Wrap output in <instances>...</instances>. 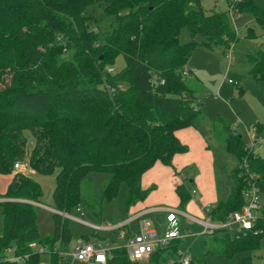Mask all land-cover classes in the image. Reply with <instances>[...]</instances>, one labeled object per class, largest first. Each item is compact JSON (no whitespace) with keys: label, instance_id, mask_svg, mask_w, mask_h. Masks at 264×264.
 Listing matches in <instances>:
<instances>
[{"label":"trees","instance_id":"1","mask_svg":"<svg viewBox=\"0 0 264 264\" xmlns=\"http://www.w3.org/2000/svg\"><path fill=\"white\" fill-rule=\"evenodd\" d=\"M227 4L230 12H248L264 24V8L251 0ZM92 5L101 6L110 20L102 43L94 41L92 24L82 23L80 16ZM21 23L27 31L19 29ZM181 28L188 30L190 42H179ZM8 35L22 40L30 55L24 64L8 66L7 81L0 76V175L10 176L0 195V264H37L43 253L48 264H68L70 220L58 213L71 215L80 207L99 220L102 202L114 200L120 185L125 187L127 216L131 207L143 202L154 187L142 189V175L155 163L171 167V158L187 151L174 133L203 121L194 90L185 81L191 75L185 69L189 54L197 44L227 50L236 36L226 12L204 13L197 0H0V38ZM62 48L70 51L66 61L57 59ZM117 56L124 67L108 73L104 66ZM249 62V75L264 82V53L256 52ZM217 123L237 168L229 174L233 187L207 216L223 222L228 213L240 210L243 162L255 176L262 202L251 230L232 234L218 230L203 242L205 256L230 259L257 250L264 235V159L246 149L226 124ZM216 125L210 124L212 132ZM24 131L33 139L29 153ZM23 163L34 173L54 174L51 198L57 213L51 217V235L44 238L36 227L39 186L13 170L14 164ZM92 173L107 175L101 199L93 195ZM174 193L177 208L183 211L192 199L187 183L182 181ZM80 239L106 243L94 233ZM180 243L173 240L155 249L148 262L159 264L173 257L170 264H179ZM8 251L12 261L7 260ZM104 264L144 263L130 262L123 247H113ZM189 264L204 263L190 257ZM241 264L250 262L245 258Z\"/></svg>","mask_w":264,"mask_h":264},{"label":"rangeland","instance_id":"2","mask_svg":"<svg viewBox=\"0 0 264 264\" xmlns=\"http://www.w3.org/2000/svg\"><path fill=\"white\" fill-rule=\"evenodd\" d=\"M201 10L204 13L226 12L229 28L234 32L236 41L229 46V49L223 50L221 47L204 48L199 44L195 45L189 54L185 69L191 71V75L185 77L186 83L194 90L195 97L199 102L200 113L203 121L196 124V131L200 139L205 144L206 151L211 156V175L213 176L214 189L216 194V203L225 199L233 182L229 178L230 172L234 171L237 166L236 159L226 152L221 141L222 130L220 125L226 124L230 130L240 137L242 145L252 151L257 157L264 159V82L256 81L249 75L251 68L249 57L256 52L264 53V24H259L248 12L235 14L229 11L227 0H197ZM238 0H232L236 3ZM253 5L258 8H264V0H251ZM82 23H91L90 26L94 36V41L102 43V38L110 31V20L103 13L99 5H92L80 13ZM22 32L27 31L26 27L19 24ZM5 33V32H4ZM17 38V39H16ZM178 40L181 44L188 43L191 40L190 34L186 28H181L178 33ZM196 43L201 40L194 37ZM30 53L27 52L22 40L17 36L14 38H0V76L8 80L10 72L8 66L24 64V59ZM70 51L65 48L57 56L59 61L69 59ZM102 57L99 55L98 60ZM124 67L121 56L115 57L109 64L104 66L108 73H115ZM123 87V84H118ZM217 124L215 131L212 132L210 124ZM219 125V126H218ZM26 139L25 151L29 153L33 147V139L27 131H24ZM253 140L254 146H250ZM199 164L191 163L181 171V175L186 180L189 192H194L192 199L197 202L198 187L191 185L188 181L195 175L199 174L206 168L200 160ZM26 160H24L25 162ZM35 182L41 191L39 205H36V227L40 237L44 238L52 233V214L53 201L51 198L54 187V174L41 175L29 170L25 163L19 164V172ZM207 178V177H206ZM107 179V175L92 173L89 180L92 183L93 195L96 199H101L102 186ZM10 183L9 175H0V195H3ZM125 187L120 185L117 196L112 201L102 202V213L100 219H94L88 212L83 210L82 215L74 211L72 216L77 217L86 224L104 226H116L117 223L126 219L127 214L124 206ZM215 203V204H216ZM175 209L178 210L177 207ZM152 220V221H151ZM160 223L161 229L164 226V216L155 214L149 221L154 228L156 221ZM2 227V216L0 214V230ZM197 234L201 228L192 222H180L181 232L186 231ZM134 225L130 226V232H133ZM232 229L236 230L235 226ZM70 242L65 251L68 264H86L72 262L70 254L72 253L75 242L81 236L91 237L94 233L85 224H80L70 220ZM161 233V232H160ZM159 233V234H160ZM97 237L102 238L110 247H121L124 239L119 238V230L95 233ZM208 239V235L200 234L198 237H186L181 240L179 253L181 256L192 257L204 264H241L242 260L247 258L250 264H264V235L259 240V248L255 251L242 252L228 259L222 255L205 256L203 242ZM7 260L12 261L11 251L7 252ZM48 255L46 253L39 255L37 264H48ZM174 260L173 257H166L159 264H168ZM142 263V262H141ZM144 264H155L146 260Z\"/></svg>","mask_w":264,"mask_h":264},{"label":"built area","instance_id":"3","mask_svg":"<svg viewBox=\"0 0 264 264\" xmlns=\"http://www.w3.org/2000/svg\"><path fill=\"white\" fill-rule=\"evenodd\" d=\"M250 146H254L253 140L250 141ZM240 168L242 170H240L241 172L239 175L243 177L245 182V187L241 190L243 204L239 211L228 213L223 222L210 220L207 216V213L210 211L208 208L203 209V215L200 219H190L180 210L168 209L166 210L164 217V226L159 234L153 227L152 223L147 218L143 217L142 213L134 214L126 218L124 222L118 226H104L101 224L90 225L75 216L62 213L58 214L71 221L85 224L94 232V234L99 231L108 232L114 229H120L131 222H135V232L128 233L123 231L119 234L120 239L125 238L121 247L124 248L127 259L130 262H145L155 249L165 248L173 240H182L184 237H197L200 234L210 235L218 230H226L231 234L238 231L251 230L253 222L260 216L262 204L261 195L253 183L255 176L247 171L245 162H243ZM13 170L19 171V165L14 164ZM179 177L181 178L182 176L179 175ZM190 195H194V192H190ZM74 212L81 215L82 209L76 207ZM54 213L57 212L54 211ZM181 219H187L198 225L201 228V231L197 234H193L192 232H189V230L182 233L180 230ZM233 226L237 229H232ZM112 248L113 247H110L108 243H92L78 239L73 246L72 253L70 254L71 263L104 264L106 254ZM36 251L41 253L42 248L37 247ZM189 258L190 257L181 256L178 262L179 264H189ZM14 261H18V259H14Z\"/></svg>","mask_w":264,"mask_h":264},{"label":"crops","instance_id":"4","mask_svg":"<svg viewBox=\"0 0 264 264\" xmlns=\"http://www.w3.org/2000/svg\"><path fill=\"white\" fill-rule=\"evenodd\" d=\"M174 135L180 144L186 146L187 151L182 154H175L171 158V167L155 163L152 168L142 175L140 181L141 188L146 189L148 187H154V190L148 194L143 202L138 203L129 209L127 218L134 214L142 213L143 217L149 220L151 217L153 218L155 214H162L165 217L166 210L175 209L178 200L175 196L174 188L182 181L186 180L183 177L180 178L178 174H181V171L191 163L199 164L198 159L200 156H202V160L200 161L206 165V168L188 181L191 185H197L199 199L197 202L195 199H191L185 205L182 212L190 219H200L203 215V209H211L214 207L216 203V194L210 169L212 163L211 156L210 152L206 151L208 148L206 147L205 149V144L196 131V125L195 127L178 130ZM20 172L22 173V171ZM82 214H84L83 209L81 215ZM124 220L122 222H124ZM181 221L187 223L191 222L187 219H181L180 222ZM122 222L117 223L116 226L120 225ZM131 225H134L133 232H135L136 224L135 222H131L118 229L119 234L123 231L131 233ZM160 225L161 224L156 221L155 226L157 228L155 229L158 233L162 231ZM186 230H188L187 227Z\"/></svg>","mask_w":264,"mask_h":264}]
</instances>
